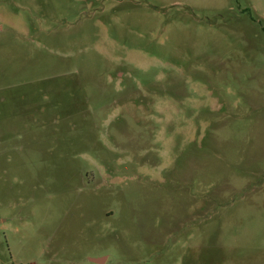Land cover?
Here are the masks:
<instances>
[{
  "label": "rangeland",
  "instance_id": "1",
  "mask_svg": "<svg viewBox=\"0 0 264 264\" xmlns=\"http://www.w3.org/2000/svg\"><path fill=\"white\" fill-rule=\"evenodd\" d=\"M0 264H264V0H0Z\"/></svg>",
  "mask_w": 264,
  "mask_h": 264
},
{
  "label": "water",
  "instance_id": "2",
  "mask_svg": "<svg viewBox=\"0 0 264 264\" xmlns=\"http://www.w3.org/2000/svg\"><path fill=\"white\" fill-rule=\"evenodd\" d=\"M95 262H103V259L101 260V259H96V260H94Z\"/></svg>",
  "mask_w": 264,
  "mask_h": 264
}]
</instances>
